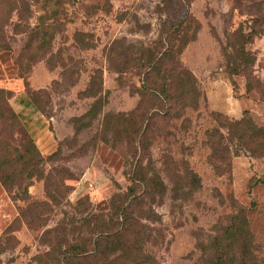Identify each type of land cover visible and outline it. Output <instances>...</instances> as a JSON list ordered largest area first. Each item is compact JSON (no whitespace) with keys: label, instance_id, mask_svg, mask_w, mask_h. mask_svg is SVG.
Wrapping results in <instances>:
<instances>
[{"label":"rangeland","instance_id":"1","mask_svg":"<svg viewBox=\"0 0 264 264\" xmlns=\"http://www.w3.org/2000/svg\"><path fill=\"white\" fill-rule=\"evenodd\" d=\"M36 1L0 0V88L11 93L9 106L20 117L18 128L0 117V154L7 142L21 148L32 140L46 160L43 179L10 188L0 181V264H38L34 257L60 241L52 232L56 228H67L61 237L70 245L73 236H88L83 221L108 214L112 199L127 198L129 174L138 160L153 164L166 186L163 198L144 207L155 211L157 221L143 215L136 226L143 250L154 257L152 264H207L213 239L241 208L249 220L254 263L264 264V184H255L264 180V158L232 155L231 167L219 174L210 164L208 143V132L220 128L216 114L235 121L247 112L264 126V0L191 3L189 32L195 21L200 30L179 59L197 79L198 106L159 122L145 154L123 137L116 148L101 141L104 116L130 112L140 101L133 91L138 78L120 82L107 54L116 41L153 46L162 25L174 18L173 0L172 7L164 0L67 4L49 52L27 70L23 53L44 13ZM241 30L258 32L249 45L255 65L249 76L231 77L225 49L230 52L228 38ZM98 71L108 105L91 127L76 135L73 119L95 101L85 92ZM188 171L200 179L191 194ZM73 223L77 230L72 231Z\"/></svg>","mask_w":264,"mask_h":264},{"label":"trees","instance_id":"2","mask_svg":"<svg viewBox=\"0 0 264 264\" xmlns=\"http://www.w3.org/2000/svg\"><path fill=\"white\" fill-rule=\"evenodd\" d=\"M76 0H37L44 13L33 29L23 53L27 70L30 63L48 53L60 24L59 14L63 8ZM194 0H173L174 18L162 25L159 37L153 46L126 45L116 41L108 50V60L122 82L127 76L138 78L139 87L133 89L140 97L137 107L126 113H108L103 118L101 141L117 147L123 137L136 151H148L149 137L161 121L179 117L186 108H196L200 98L197 79L186 69L179 56L187 45L196 40L200 25L195 21L190 33L192 18L190 5ZM166 7H172L170 0H164ZM256 30L238 31L233 40L228 38L230 52L225 49L226 70L231 77L249 76L255 65V56L249 45L257 35ZM3 46H0V50ZM86 95L95 98L90 109L82 117L74 118L76 135L93 125L108 105V96L102 95V76L98 71L92 77ZM9 91L0 88V117L12 128L20 126V117L9 106ZM219 129L208 132L211 149L210 164L219 174L231 167L232 155L246 153L255 158H264V126H259L244 113L232 121L222 114H216ZM222 129H226L224 134ZM116 136V138H115ZM118 137V138H117ZM115 139V140H114ZM230 145H234L232 151ZM46 162L32 140L21 148L7 142L0 154V181L6 188L22 185L34 178H44L43 164ZM190 191L200 187L198 175L187 172ZM131 186L127 198L112 199L110 212L85 218L83 226L89 228L88 236H73V244L63 242L62 233L66 227L52 230L60 235L59 242L45 253L34 257L38 264H152L154 257L145 252L138 237L139 218L155 223L156 213L152 208L144 209L156 198H163L166 186L156 167L144 166L138 160L129 174ZM264 180L258 179L255 184ZM28 195L27 188L23 190ZM255 209V204L252 205ZM71 224L72 231L78 228ZM146 227L145 225H143ZM253 238L242 209L234 215L228 227L216 236L208 248L211 258L207 264H255ZM1 245V242H0Z\"/></svg>","mask_w":264,"mask_h":264}]
</instances>
